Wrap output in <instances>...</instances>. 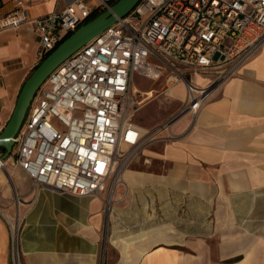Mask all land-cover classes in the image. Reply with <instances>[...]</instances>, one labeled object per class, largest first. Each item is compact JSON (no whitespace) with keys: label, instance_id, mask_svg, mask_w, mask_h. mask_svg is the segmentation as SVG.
Masks as SVG:
<instances>
[{"label":"crops","instance_id":"0c3cea01","mask_svg":"<svg viewBox=\"0 0 264 264\" xmlns=\"http://www.w3.org/2000/svg\"><path fill=\"white\" fill-rule=\"evenodd\" d=\"M69 3L33 0L21 8L33 18ZM13 9V0H0V20ZM38 40L26 24L0 22L1 132L36 67ZM134 78L139 104L132 120L146 130L188 100L186 81L166 64L151 79L155 87L139 89ZM162 78L166 86L159 88ZM215 79L214 72H200L195 85ZM158 98L166 99L165 109L149 121L136 119ZM170 131L172 138L144 151L147 161L124 170L110 204L106 192L75 196L35 187L11 154L0 168V264H264V45Z\"/></svg>","mask_w":264,"mask_h":264},{"label":"built area","instance_id":"2783aa9c","mask_svg":"<svg viewBox=\"0 0 264 264\" xmlns=\"http://www.w3.org/2000/svg\"><path fill=\"white\" fill-rule=\"evenodd\" d=\"M31 1L13 0L15 9L0 22L13 28L26 24L38 36L36 66L96 12L110 7L109 0H68L61 11L30 18L21 6ZM263 45L264 0H140L62 62L37 90L15 138L13 165L35 187L100 195L117 166H127L148 138L161 131L168 133L164 140L172 138L170 125L186 113L195 116L207 97L235 77ZM165 64L186 81L188 100L147 136L132 120L130 111L139 104L132 81L136 73L159 79ZM200 72H214L216 79L197 87ZM53 117L65 128L53 125ZM3 155L0 148V168L12 158ZM11 247L15 256L14 229Z\"/></svg>","mask_w":264,"mask_h":264},{"label":"water","instance_id":"95a60500","mask_svg":"<svg viewBox=\"0 0 264 264\" xmlns=\"http://www.w3.org/2000/svg\"><path fill=\"white\" fill-rule=\"evenodd\" d=\"M139 1L117 0L108 9L76 29L35 67L23 84L11 118L0 133V148L5 151L3 157L12 154L15 138L29 112L32 100L48 76L77 50L115 24L119 18L127 15Z\"/></svg>","mask_w":264,"mask_h":264},{"label":"rangeland","instance_id":"374dc122","mask_svg":"<svg viewBox=\"0 0 264 264\" xmlns=\"http://www.w3.org/2000/svg\"><path fill=\"white\" fill-rule=\"evenodd\" d=\"M110 5H112L111 2H110ZM159 83H163L159 88H163L164 86H166V83L164 82V78H162ZM156 85H158L157 82L151 80L150 78H146L144 76H141V75H136L135 78H134V86H136L139 89H146V88H148L150 86H154L155 87ZM181 85L182 84L179 83L176 86V89L178 90L177 91L178 93L175 94L176 96L173 99H177V96L180 93V89H181L179 86H181ZM48 87H49V85H48V83H46L45 86H44V89H48ZM143 96L144 95H141L137 100L142 99ZM166 106H167L166 99H164V98L154 99L143 110H141V111L138 112V114L136 116V119H139V120H141L143 122L149 121L150 118L154 117L158 111H161V110L165 109ZM136 108H137V106L135 105L133 107V109H131L130 112L133 114L134 113V110ZM145 115H146V117H144L143 119H141V117H143ZM52 123L58 129H64L65 128L64 125H63V123L57 117H53L52 118ZM159 126L160 125L147 129V131L149 132L147 134V136H149L150 133L153 132L154 130H156ZM142 129H144V128H142ZM144 130L146 131V129H144ZM165 136H166V131H161L160 133H158V134H156V135L148 138L146 146L142 149V151L138 155H136V157L127 166H125V169L128 168V167H130L133 164V162H135V161H141V160L147 161L146 159H144L145 158L144 151L146 149H148V148H151L154 145L164 144L165 143V140H164V137ZM16 151H17V143H15V145L13 146L12 154H15ZM122 152H124V153L127 154L129 152V148L127 146H124L122 148ZM123 172H124V170H123ZM123 172H119L118 171L116 173H117V175H120L122 177ZM119 178H118V181L120 182ZM112 181H113V178L111 180H109L108 183H107V189L105 191L107 194H108V191H109V188H110V185H111Z\"/></svg>","mask_w":264,"mask_h":264},{"label":"bare ground","instance_id":"6f19581e","mask_svg":"<svg viewBox=\"0 0 264 264\" xmlns=\"http://www.w3.org/2000/svg\"><path fill=\"white\" fill-rule=\"evenodd\" d=\"M142 131H143V133L146 132L144 129H142ZM123 170H125V163L124 162L121 165H119L118 167L115 168V173H114V176H113V181H112V183L110 185V188H109V191H108V198H107L108 204L111 203V199H112V196H113V191L115 190V188L117 187V185L119 183L118 178L120 177L119 180L121 179V176L120 175H117L116 172H118V171L119 172H123Z\"/></svg>","mask_w":264,"mask_h":264},{"label":"trees","instance_id":"16d2710c","mask_svg":"<svg viewBox=\"0 0 264 264\" xmlns=\"http://www.w3.org/2000/svg\"><path fill=\"white\" fill-rule=\"evenodd\" d=\"M109 1L111 2V4H114L117 0H109ZM102 11H103V10H102ZM102 11L96 12V13L91 17V19L94 18L95 16H97V15H98L99 13H101ZM87 22H88V21H87ZM68 36H69V35H68ZM68 36H67V37H68ZM67 37H66V38H67ZM66 38H65V39H66ZM65 39H64V40H65Z\"/></svg>","mask_w":264,"mask_h":264}]
</instances>
